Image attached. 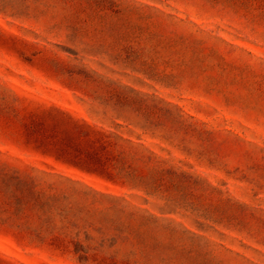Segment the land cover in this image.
Masks as SVG:
<instances>
[{
	"label": "rangeland",
	"instance_id": "1",
	"mask_svg": "<svg viewBox=\"0 0 264 264\" xmlns=\"http://www.w3.org/2000/svg\"><path fill=\"white\" fill-rule=\"evenodd\" d=\"M0 264H264V0H0Z\"/></svg>",
	"mask_w": 264,
	"mask_h": 264
}]
</instances>
